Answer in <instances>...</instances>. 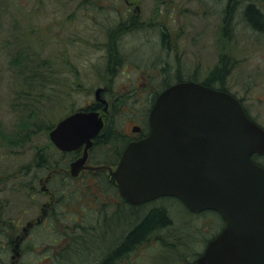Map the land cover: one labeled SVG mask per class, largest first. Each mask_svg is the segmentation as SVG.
Instances as JSON below:
<instances>
[{
	"label": "rangeland",
	"instance_id": "rangeland-1",
	"mask_svg": "<svg viewBox=\"0 0 264 264\" xmlns=\"http://www.w3.org/2000/svg\"><path fill=\"white\" fill-rule=\"evenodd\" d=\"M97 1L0 0V199L4 205L3 217L10 220L17 211L20 229L27 220L40 213L42 203L48 200V196L40 191L37 180L35 189L32 188L33 178L45 176L50 169L68 166V163L60 161V152L54 146H49V130H39L29 139L21 135L18 127L21 112L28 113L36 109L37 120L54 126L70 112L94 100V90L99 85L105 64L101 58L103 50L100 45L106 40L104 36L91 35L92 18L80 11L95 12L97 8L93 4ZM134 3L141 7V18L157 22L156 26H182L189 50L198 56H191L186 65L193 66L200 61L201 75L208 67L217 78L222 74L228 90L241 97L249 114L264 126V29L253 27V24L264 25V0H135ZM249 4L260 12L262 20L255 11L246 15ZM169 13H172L171 17ZM101 14L104 16L106 13ZM135 35L138 32L125 35L122 39L124 45L129 46L128 42ZM25 52L31 54L29 70L27 68L25 75L44 61L45 65L41 69L45 74L42 77L49 80L43 88L33 82L30 92L41 91L42 97L28 105L22 100L20 91L27 88L24 78L18 73L17 62L16 65L11 64L17 54H21L17 61L23 60ZM220 54L225 55L224 66L220 64ZM122 76H119L120 82ZM15 98L18 101L13 106ZM122 101L127 107L128 99ZM138 103L133 102L132 105L138 106ZM120 118L124 126L133 122L129 111L124 110L119 122ZM40 151L47 162L46 167L36 163V155ZM257 160L264 163V155ZM47 186L51 190L62 188L63 191L55 193L47 225L31 230L18 264H89L90 258L84 260L79 253L73 252L76 249L74 242L62 247L66 242L62 240V235L76 234L79 220L91 222L99 215L102 218L101 214L96 213L95 205L98 203L93 201V194L100 193L99 188L110 189L112 184L106 178L83 174L71 177L65 171L61 181L60 176L56 177ZM11 187H16L17 192L12 194ZM13 206L15 208L12 209ZM162 206L168 210L173 225L162 230L156 229L154 232L159 234L143 243V251L141 248L133 251L130 264L152 263L159 253L174 250L177 244L180 250H184L177 243L180 236H188L187 240L193 249L201 251L205 240L203 235H210L213 229L208 230L211 227H206V221L210 220V215L220 219L213 213L191 216L175 197L158 198L140 205L135 211L137 219L149 209ZM112 207L105 205L99 210L101 213L106 210L110 216ZM132 211V206L127 210L120 206L115 215L119 218L124 213L131 215ZM135 222L127 220L125 223ZM200 223L204 225L201 229ZM185 224L188 226L185 227ZM122 227L117 225L113 230L118 234ZM86 233L93 232L89 229ZM108 233L113 234L110 231ZM171 234V245L164 249L161 244L157 245L156 236Z\"/></svg>",
	"mask_w": 264,
	"mask_h": 264
},
{
	"label": "water",
	"instance_id": "water-1",
	"mask_svg": "<svg viewBox=\"0 0 264 264\" xmlns=\"http://www.w3.org/2000/svg\"><path fill=\"white\" fill-rule=\"evenodd\" d=\"M148 121V133L129 142L109 167L121 193L132 204L172 196L189 211H217L225 226L196 264H264V166L253 158L264 154V128L229 92L191 81L163 90ZM102 126L97 111L78 110L49 130L63 151L84 144L70 163L72 176L99 168L84 163Z\"/></svg>",
	"mask_w": 264,
	"mask_h": 264
},
{
	"label": "flooded vegetation",
	"instance_id": "flooded-vegetation-1",
	"mask_svg": "<svg viewBox=\"0 0 264 264\" xmlns=\"http://www.w3.org/2000/svg\"><path fill=\"white\" fill-rule=\"evenodd\" d=\"M134 1L99 0V2L93 4L97 8L95 12L94 10L80 11V13L87 14L92 18L91 35L104 36L106 40L104 44L100 45L101 50H103L101 58L102 61H105V64L99 85L94 90V100L76 109L86 112L97 111L103 118V127L93 137L92 145L87 150V158L84 163L88 166L100 167L97 169L84 168L80 170L77 176H72L69 171L70 163L82 156L84 144L69 151H63L54 146L60 152V158L63 161L69 159L68 166L67 168L50 169L45 176H38L37 179L36 177L33 178L32 188L35 189L37 180L40 191L48 196V200L42 203L38 215L27 220L20 229L17 211L13 213L16 216H12L10 220L4 218L3 200L0 199V264H18L23 245L31 230L47 225L49 216L52 213L55 193L58 190H60V193L63 191L62 188L51 190L47 184L59 176L61 181L65 171L72 177L83 174L106 178L110 181L112 187L108 190L99 188L100 193L93 194V201L98 203V205H95L96 213L101 214L102 218L99 215L91 222L79 220L76 224V234L62 235V240L66 241L62 247L64 244L74 242L76 249L73 252L79 253L84 260L90 258L89 264H130L131 254L135 250L132 251V244H126V237L132 227L125 225L122 232L116 234L113 230L115 225L111 224L114 221L113 218H116L117 215L115 214L120 206L127 210L133 204L121 193L109 174V167L114 168L117 165L123 149L129 142L136 141L147 134L149 131L148 115L151 107L158 95L166 88L180 82L191 81L214 90L230 92L238 99L249 117L257 122L249 114L241 97L228 90L226 80H224L222 74L220 78H217L210 71L211 68L208 67L201 75L199 72L201 68L200 61L193 64V66L186 65L191 56L197 55L189 50L188 43L185 40L186 33L182 26L179 25L178 28L169 25L156 26L157 22L144 20L143 17L141 18V7L138 3L135 4ZM101 12L106 14L100 16ZM171 16L172 13H169V17ZM141 25L143 27H140ZM136 32H138V35H135L128 42L130 43L129 46L124 45L123 37ZM96 41L94 40V42ZM219 61L224 66L226 62L225 55L220 54ZM119 76H122V82H120ZM97 89L100 90L97 92ZM121 99H128L127 107H124ZM141 100H146V102ZM133 102L134 104L139 102V105L133 106ZM124 110L129 111L133 119V122H130L127 126L121 123V118L119 122V116L124 113ZM104 129L107 131L104 137H101ZM69 153L72 154V157L67 156ZM97 184H100V182H97ZM10 190L12 194L17 192L16 187H11ZM105 205L113 206L110 210V216L106 210L103 209L102 213L100 212L101 209L99 210L100 207L104 208ZM224 226L225 221L222 220L218 226H215L216 228L212 229L211 234L208 235L204 243L203 250ZM89 229L93 233H86L89 232ZM108 231L113 232V234H109ZM139 248L143 251L144 246L142 245ZM66 252L70 253L69 250ZM197 256L194 259V264H196Z\"/></svg>",
	"mask_w": 264,
	"mask_h": 264
},
{
	"label": "trees",
	"instance_id": "trees-1",
	"mask_svg": "<svg viewBox=\"0 0 264 264\" xmlns=\"http://www.w3.org/2000/svg\"><path fill=\"white\" fill-rule=\"evenodd\" d=\"M257 12L259 19L260 17V12L252 5L249 4L246 8V15L249 12ZM249 22L250 20L248 18H246ZM262 20V18L260 19ZM255 28L259 29V30H263L264 29V25L263 23H260L259 26H257L256 24H253ZM21 54H17L14 58V60L11 61V64L17 65L19 66V74H21L24 78V82L27 86L26 89H22L20 90L22 92V100L25 102L26 105H28V103L35 101L36 99H39V97H42V92H30L31 89L33 88V82L36 83V85H38L40 88H43L45 85H47V83L49 82V80H46L44 77L45 71H43L41 68L43 67V65H45V62H41V64L39 65H35V69L34 71L31 70L30 73L25 75V72L27 71V68L29 70L28 67V63L31 61V54L29 52H25L23 54V60H18V58L20 57ZM22 58V57H21ZM35 76H38L35 78V80L33 79ZM18 101V98L13 99V106H16V102ZM21 104H23L20 101ZM24 104V105H25ZM24 105L23 108L24 109ZM21 119L19 121V130L21 135H23L26 139L31 138V135L33 133H36L39 130H49L51 129L53 126L44 124L43 120H37L38 118H36V116L38 115V112L36 109H31L30 112L26 113V112H21ZM108 130V128H107ZM106 129H104L101 133V137H104V134L107 131ZM109 132V131H108ZM49 146H53L52 143L50 142ZM68 157H72V154L69 153L67 154ZM40 158V160H39ZM255 160L264 166L263 162H259L257 159L258 157H254ZM67 159V158H66ZM45 159L41 156V151L39 153H37L36 155V163L39 166L42 167H46V161ZM62 158H61V160ZM69 159L64 160V162L68 163ZM110 182V181H109ZM142 206V205H141ZM134 211H132V214L130 215L131 218L135 217L137 215L136 208H138L139 206H133ZM187 210V209H186ZM189 212V211H188ZM168 210L165 207H154L151 208L150 210L144 212V214L141 215V217L138 219V221L135 223V225L133 226L132 230L128 233L127 237H126V244H132L134 245L135 243L139 242L140 240H142L143 243H145L147 240H150V238L152 236H155V230L156 229H163V228H169L170 226L173 225L172 223V219L168 214ZM191 214V216H195L196 214H193L191 212H189ZM205 213L208 215L210 213L213 214H217L219 216L218 213L216 212H212V211H204L200 214L205 215ZM199 215V214H197ZM212 217V215H210ZM210 217L208 222V225L206 227H208L210 225L211 228H209L208 230L214 228L215 226H218L219 223H221L222 219L220 217V219H217L215 216L212 217V220ZM126 222V221H125ZM125 222H122V224H124ZM125 225V224H124ZM188 225L185 224V227H187ZM203 223H200L199 228L201 229L203 227ZM216 228V227H215ZM212 232V231H211ZM152 234V235H151ZM171 235H168L166 237L164 236H156L155 241H157L158 245L161 244L163 247V249L171 244H169L170 240H171ZM183 237V236H180ZM203 237L205 238V240L203 241V243L206 242L208 235L205 236L203 235ZM173 238V237H172ZM188 236L182 238L183 240H180V238H178V242L180 243L181 246H183L184 250H188L187 252H185L184 250H180V248L178 247L179 244H177V246H174V250H170L167 253H159L156 257V260L153 261L152 263L148 262L147 264H158V260L160 261L159 264H194V259L197 255L200 254L201 251H198L196 249H193V246L191 245V242L187 240ZM205 245V244H204ZM203 245V247H204ZM177 247V249H176ZM179 248V249H178ZM157 254V253H156ZM156 256V255H155ZM158 258V259H157Z\"/></svg>",
	"mask_w": 264,
	"mask_h": 264
},
{
	"label": "bare ground",
	"instance_id": "bare-ground-1",
	"mask_svg": "<svg viewBox=\"0 0 264 264\" xmlns=\"http://www.w3.org/2000/svg\"><path fill=\"white\" fill-rule=\"evenodd\" d=\"M116 218V220H114L113 222H112V224L111 225H115V227L118 225V227H122V229H121V232H122V230H123V228H124V226L126 225V223H125V225H122V222H125V221H129V222H137L138 221V219H137V215L135 216V217H133V218H131L130 216H129V214H126V213H124V216L121 214V216L118 218V216H115ZM121 218H122V220H121ZM135 222V223H136ZM135 223H130V224H128V226H134L135 225ZM133 228V227H132ZM120 232V233H121ZM120 233H118V234H120ZM117 234V233H116ZM155 234H159V232H156ZM181 239H182V237H180ZM143 245V242H142V240H140L139 242H137V243H135L134 245H132V251L133 250H136V248H139V247H141Z\"/></svg>",
	"mask_w": 264,
	"mask_h": 264
}]
</instances>
